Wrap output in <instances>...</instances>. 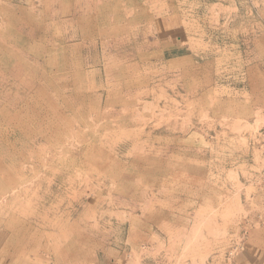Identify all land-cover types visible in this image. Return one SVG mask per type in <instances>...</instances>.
<instances>
[{
  "label": "rangeland",
  "instance_id": "rangeland-1",
  "mask_svg": "<svg viewBox=\"0 0 264 264\" xmlns=\"http://www.w3.org/2000/svg\"><path fill=\"white\" fill-rule=\"evenodd\" d=\"M0 264H264V0H0Z\"/></svg>",
  "mask_w": 264,
  "mask_h": 264
},
{
  "label": "bare ground",
  "instance_id": "bare-ground-1",
  "mask_svg": "<svg viewBox=\"0 0 264 264\" xmlns=\"http://www.w3.org/2000/svg\"><path fill=\"white\" fill-rule=\"evenodd\" d=\"M4 187H2V189H3ZM9 189V188H8ZM14 230V229H13ZM13 234V233H12ZM16 251V250H15Z\"/></svg>",
  "mask_w": 264,
  "mask_h": 264
}]
</instances>
